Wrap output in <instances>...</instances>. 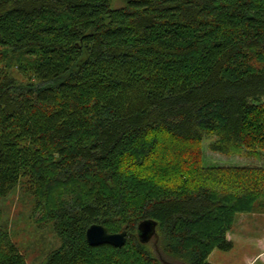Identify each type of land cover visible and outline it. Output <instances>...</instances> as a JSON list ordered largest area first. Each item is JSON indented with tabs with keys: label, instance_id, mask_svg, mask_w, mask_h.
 Masks as SVG:
<instances>
[{
	"label": "trees",
	"instance_id": "trees-1",
	"mask_svg": "<svg viewBox=\"0 0 264 264\" xmlns=\"http://www.w3.org/2000/svg\"><path fill=\"white\" fill-rule=\"evenodd\" d=\"M121 1L0 0V198L43 203L47 264H166L145 220L167 256L210 264L264 212V166L202 167L207 138L264 162V0ZM93 224L130 238L93 247ZM0 264H27L3 231Z\"/></svg>",
	"mask_w": 264,
	"mask_h": 264
},
{
	"label": "rangeland",
	"instance_id": "rangeland-1",
	"mask_svg": "<svg viewBox=\"0 0 264 264\" xmlns=\"http://www.w3.org/2000/svg\"><path fill=\"white\" fill-rule=\"evenodd\" d=\"M113 5L115 8H121L124 2L113 0ZM4 63L7 66L6 62ZM161 139V145H167L164 144L163 138ZM211 142L213 139L207 138L202 144V167L205 169L264 166V162L258 159L213 153L208 149ZM167 159L165 157V160ZM41 203L23 184L17 186L7 197L0 198V231L10 236L27 264H47L49 255L59 249L62 242L52 222L45 218L44 213L40 216L38 211L43 206ZM228 234L234 243L233 250H214L208 259L210 264H264V212L238 214L236 223ZM158 243V239H153L149 246L164 263L180 264L167 256Z\"/></svg>",
	"mask_w": 264,
	"mask_h": 264
},
{
	"label": "water",
	"instance_id": "water-1",
	"mask_svg": "<svg viewBox=\"0 0 264 264\" xmlns=\"http://www.w3.org/2000/svg\"><path fill=\"white\" fill-rule=\"evenodd\" d=\"M158 223L154 220H145L138 227V237L142 244H149L157 238ZM86 239L89 245L96 247L102 245H111L116 248H122L128 240L126 230L121 233H109L101 224H93L86 231Z\"/></svg>",
	"mask_w": 264,
	"mask_h": 264
},
{
	"label": "crops",
	"instance_id": "crops-1",
	"mask_svg": "<svg viewBox=\"0 0 264 264\" xmlns=\"http://www.w3.org/2000/svg\"><path fill=\"white\" fill-rule=\"evenodd\" d=\"M228 240H231L232 241V239L230 238V236H229V234H228ZM261 245V243L259 242V246ZM263 247H264V245H262ZM263 254H264V252H263Z\"/></svg>",
	"mask_w": 264,
	"mask_h": 264
}]
</instances>
